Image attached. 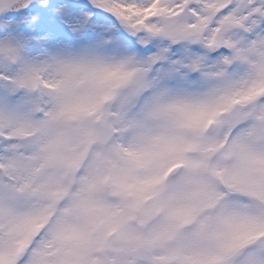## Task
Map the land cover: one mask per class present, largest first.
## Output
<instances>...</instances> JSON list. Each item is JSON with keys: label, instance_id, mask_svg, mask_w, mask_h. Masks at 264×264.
I'll return each instance as SVG.
<instances>
[{"label": "snow or ice", "instance_id": "1", "mask_svg": "<svg viewBox=\"0 0 264 264\" xmlns=\"http://www.w3.org/2000/svg\"><path fill=\"white\" fill-rule=\"evenodd\" d=\"M93 4L197 44L162 75L194 89L148 129L108 106L163 53L95 61L82 0H0V264H264V0Z\"/></svg>", "mask_w": 264, "mask_h": 264}, {"label": "rangeland", "instance_id": "2", "mask_svg": "<svg viewBox=\"0 0 264 264\" xmlns=\"http://www.w3.org/2000/svg\"><path fill=\"white\" fill-rule=\"evenodd\" d=\"M82 2L93 8L95 12L103 14L109 12L104 8L97 7L93 4V0H82ZM74 11L79 17L90 13V10L82 8ZM109 13L114 15V22H105L100 19L87 22L82 30L86 37L84 42L99 45L96 49L98 51L123 60L131 59L136 63H143L149 57L163 53L166 59L157 62L151 68L157 79H160L165 72L169 71L173 67L174 62L200 50L197 44L189 41H172L165 35L152 34L144 29L134 30L114 13ZM131 39L134 42L130 43L129 40ZM177 42L178 44H175ZM146 44H150L149 53H145L141 48V46ZM198 78L199 76H192L189 73L187 80L193 81ZM164 81L174 88H179L186 82L185 78L180 74L164 79Z\"/></svg>", "mask_w": 264, "mask_h": 264}, {"label": "clouds", "instance_id": "3", "mask_svg": "<svg viewBox=\"0 0 264 264\" xmlns=\"http://www.w3.org/2000/svg\"><path fill=\"white\" fill-rule=\"evenodd\" d=\"M82 48L83 46H73V49ZM90 59L95 61H102L105 63H117L123 61L118 57L108 55L104 52L94 50L88 53ZM42 58V57H41ZM134 67L143 66V63H137ZM52 70L50 69L49 72ZM144 80L147 81V85L143 86L142 90L137 94V90L141 88V84L134 80L132 83L117 90V95L108 107L111 111H125L127 118L131 121L142 122L148 129H157L161 126V121L153 120L148 118V113L152 107L164 100L171 99L177 95L184 94L185 90L191 91L194 89V85L189 82H185L181 87L174 88L169 86L164 79L161 77L157 79L155 74L150 69ZM162 92H166V96H161ZM47 99V97H45ZM134 130L128 131L123 134V139L128 142L132 139Z\"/></svg>", "mask_w": 264, "mask_h": 264}]
</instances>
